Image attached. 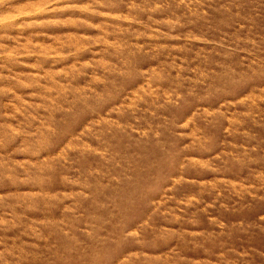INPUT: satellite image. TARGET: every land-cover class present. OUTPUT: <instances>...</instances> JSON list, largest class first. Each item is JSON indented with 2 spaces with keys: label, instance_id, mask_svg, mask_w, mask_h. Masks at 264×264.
Returning <instances> with one entry per match:
<instances>
[{
  "label": "rangeland",
  "instance_id": "obj_1",
  "mask_svg": "<svg viewBox=\"0 0 264 264\" xmlns=\"http://www.w3.org/2000/svg\"><path fill=\"white\" fill-rule=\"evenodd\" d=\"M0 264H264V0H0Z\"/></svg>",
  "mask_w": 264,
  "mask_h": 264
},
{
  "label": "clouds",
  "instance_id": "obj_2",
  "mask_svg": "<svg viewBox=\"0 0 264 264\" xmlns=\"http://www.w3.org/2000/svg\"><path fill=\"white\" fill-rule=\"evenodd\" d=\"M213 222H214V223H218V221H215V220H213ZM221 227L223 228V225H221Z\"/></svg>",
  "mask_w": 264,
  "mask_h": 264
}]
</instances>
